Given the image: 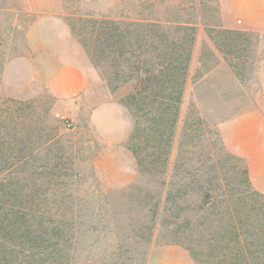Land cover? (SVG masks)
Instances as JSON below:
<instances>
[{
  "label": "rangeland",
  "instance_id": "obj_1",
  "mask_svg": "<svg viewBox=\"0 0 264 264\" xmlns=\"http://www.w3.org/2000/svg\"><path fill=\"white\" fill-rule=\"evenodd\" d=\"M9 1L23 13L0 9V201H64L67 264H195L164 228L172 204L189 218H213L214 207L202 212L193 206L264 203L243 175L246 159L233 160L237 155L220 130L222 122L256 108L264 114V0H198L217 10L208 18L219 26L206 28L201 14L193 20L184 96L176 125L162 139L150 107L138 113L121 103L133 81L107 62L117 54L98 45L97 29L73 22L65 11L70 2ZM73 2L72 13L84 18L129 16L128 0ZM178 2L161 0L162 17ZM64 66L86 74L76 97L54 88L53 74ZM102 106L117 110L95 118ZM208 180L209 197L201 190ZM248 242L240 246L248 249ZM223 246L230 250L231 244Z\"/></svg>",
  "mask_w": 264,
  "mask_h": 264
},
{
  "label": "trees",
  "instance_id": "obj_2",
  "mask_svg": "<svg viewBox=\"0 0 264 264\" xmlns=\"http://www.w3.org/2000/svg\"><path fill=\"white\" fill-rule=\"evenodd\" d=\"M67 1L74 4L73 0ZM128 2L129 16L125 19L84 18L72 13L70 5L65 11L71 12L73 22L99 31L96 41L101 48L115 49L118 59L107 62L115 69H125L122 77L133 81L121 103L138 113L143 107H150L151 121L162 127V139L176 125L184 96L196 40L193 20L201 14L206 28L218 27L213 17L208 18L217 10L206 3L201 6L198 0H179L162 17L161 0ZM197 4L202 7L200 10ZM16 6L3 0L0 9L23 13ZM119 74L114 72L116 77ZM235 157V162H243ZM156 160L157 157L152 165ZM243 175H249V169L244 168ZM208 186L209 180L200 188L207 197L211 192ZM0 194L4 195L2 189ZM56 202L49 205L48 201H0V264H67L61 242L68 220L62 207L64 201ZM198 202L200 206H193L194 210L205 212L214 207L218 214L213 218L206 214L189 218L175 203L164 220V228L171 229L177 238L174 242L190 252L195 264H264L263 201ZM245 239L249 240L248 249L240 246ZM225 241L231 244L230 250L224 248Z\"/></svg>",
  "mask_w": 264,
  "mask_h": 264
},
{
  "label": "crops",
  "instance_id": "obj_3",
  "mask_svg": "<svg viewBox=\"0 0 264 264\" xmlns=\"http://www.w3.org/2000/svg\"><path fill=\"white\" fill-rule=\"evenodd\" d=\"M55 90L68 97H76L86 86V74L77 66L58 68L52 77ZM261 88L264 92V63L260 74ZM117 109L102 106L94 117L103 112H116ZM103 124V123H100ZM220 130L228 149L235 155L246 159L249 178L253 187L264 194V114L255 109L233 120L220 124Z\"/></svg>",
  "mask_w": 264,
  "mask_h": 264
},
{
  "label": "built area",
  "instance_id": "obj_4",
  "mask_svg": "<svg viewBox=\"0 0 264 264\" xmlns=\"http://www.w3.org/2000/svg\"><path fill=\"white\" fill-rule=\"evenodd\" d=\"M57 118L60 120V121H63L65 124H68L69 122V119L65 116V115H62L60 113L57 114Z\"/></svg>",
  "mask_w": 264,
  "mask_h": 264
}]
</instances>
